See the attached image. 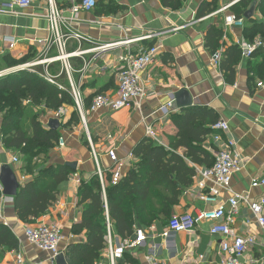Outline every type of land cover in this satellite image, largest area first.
I'll list each match as a JSON object with an SVG mask.
<instances>
[{
	"label": "crops",
	"instance_id": "obj_1",
	"mask_svg": "<svg viewBox=\"0 0 264 264\" xmlns=\"http://www.w3.org/2000/svg\"><path fill=\"white\" fill-rule=\"evenodd\" d=\"M32 1V6L20 14L0 12L1 72L9 70L4 65L6 56L21 58L31 53L33 56L30 61L43 57L44 45L40 40L50 36L49 24L44 16L48 2ZM55 1L68 18L72 17L71 8L81 2ZM238 1L184 0L181 7L173 9L166 6L163 0H98L94 10H81L72 19V29L93 41L80 43L74 38L68 41L69 52L87 50L83 56L70 59L72 81L80 87L85 101L87 128L82 123L73 121L75 107L64 106L66 112L60 118L56 112L47 111L46 115H41V122L49 129L50 120L58 119V130L65 139V146L61 147L58 143L45 160L36 158L39 164L34 163L36 172L52 164L78 163L76 173L60 185L54 205L46 215L37 220L61 225L64 235L61 243L63 250L73 242L85 240V231L81 234L72 231L73 225L82 220L83 207L79 205L81 179L89 181L100 171L102 175L103 172H113L114 163L108 154L111 149L116 150L122 173L125 174L135 163L133 150L148 136V127H152L159 142L168 144L169 137L176 135L177 128L171 115H164L162 107L173 100L175 112H180L183 108L177 106L175 94L181 89L191 94V106L212 108L217 113L218 121L228 122L229 129L223 133L224 139L234 142L232 152L234 155L238 154L243 163L234 173L231 191H223L217 204H208L202 200L206 190L199 187L196 173L193 183L184 189L179 204L174 206L172 218L218 206H223L228 211L231 208L228 200L234 193H248L254 200L264 195V186L253 185L254 180L264 178V88L257 87V81L264 78V48L257 49L252 57L240 55L233 80H228L220 65L213 62L214 54L218 51H223L224 59L226 50L235 46L240 48V42H251L261 36L258 34L252 38L245 32L247 21L243 28L226 26L225 18L232 13L231 7ZM205 2H214L217 7L212 13L201 16L199 11ZM231 3L233 4L226 8ZM252 19L263 21L264 16L256 8ZM213 25L224 31L220 45L214 52L206 44L207 29ZM151 34L156 35L145 38ZM8 37L16 40L13 48L6 41ZM122 40H131L128 46L134 52H140L154 44L161 46L157 61L141 74L148 96L139 107L132 102L119 110L91 112V103L97 93H117L119 58L126 51L101 53L94 48ZM50 71L58 76L57 79L60 78L61 85L71 90L69 76L61 62L52 65ZM215 133L217 132L214 131L204 140V146L214 157L222 144L214 139ZM180 151L184 152L183 149ZM15 154L18 155L16 151L6 149L0 140L1 167L10 164L22 184L34 174L26 168L24 161L21 160L18 165L11 162L12 155ZM204 167L207 166L196 167V170ZM3 209L6 225L18 237L20 246L17 250L6 252H2L0 248V264H16V252L24 255L26 264H56L51 260L49 252L27 241L25 229L32 224L19 219L13 196H8L3 202ZM252 220L249 208L240 204L239 215L234 224L236 231L240 235L252 233L258 237V245L248 256L259 255L264 250V232ZM169 223L170 218H159L151 225L137 222L135 231L144 228L148 238L140 247L126 251L124 260L129 259L131 264H150L148 257L151 256L168 264H222L220 249L223 238L210 233L211 222H201L193 231L176 233L170 231ZM113 232L114 243L120 244L123 238L114 230ZM131 237H135V232ZM98 264H111L105 250Z\"/></svg>",
	"mask_w": 264,
	"mask_h": 264
},
{
	"label": "trees",
	"instance_id": "obj_2",
	"mask_svg": "<svg viewBox=\"0 0 264 264\" xmlns=\"http://www.w3.org/2000/svg\"><path fill=\"white\" fill-rule=\"evenodd\" d=\"M255 1L264 16V0H239L232 5V13L237 17L245 16ZM163 2L177 9L184 0ZM216 7L214 2H205L199 15L212 13ZM246 21L245 32L252 38L261 34L264 42V22ZM223 34V29L215 25L207 29L206 44L213 52L218 49ZM241 54L238 46L226 50L220 67L228 80L235 77V65ZM32 56L31 53L21 58L6 56L4 65L10 71L0 75V140L6 149L22 155L26 168L34 174L21 184L14 197L17 215L27 224H34L48 213L57 200L60 185L76 173L64 163L34 171L35 164H39L36 158H46L62 135L59 130L45 128L36 114L25 128L21 125L24 113L29 106L57 112L64 106L76 108V104L70 88L61 85L60 78L51 81L43 66L19 67L31 62ZM171 120L177 128L176 135L169 137L168 144L150 136L142 139L133 150L135 163L118 183L112 182V171L110 174L103 172L104 181L98 173L89 181L81 179L79 205L83 207L82 220L73 225L72 231L75 234L85 231V240L68 245L65 250L68 264H98L102 259L107 246V214L113 230L123 239L134 235L137 222L151 225L159 218L171 220L173 208L179 204L184 189L194 181L196 167L214 164L215 157L204 146V140L214 132L217 113L207 106L194 105L172 113ZM73 121L81 122L77 108ZM19 246L20 241L13 230L1 223V251L17 250Z\"/></svg>",
	"mask_w": 264,
	"mask_h": 264
},
{
	"label": "built area",
	"instance_id": "obj_3",
	"mask_svg": "<svg viewBox=\"0 0 264 264\" xmlns=\"http://www.w3.org/2000/svg\"><path fill=\"white\" fill-rule=\"evenodd\" d=\"M238 1V0H236ZM0 12L7 14H20L23 10L32 6V0H0ZM48 9L45 17L48 21V30L50 36L40 40L44 45L43 57L23 64L19 67H35L43 66L46 76L53 82L57 79V75L52 74L50 67L57 62H61L62 68L68 74L71 84V93L74 97L76 108L79 111L85 127V101L80 87L72 81V64L71 57L83 56L87 50L68 51V41L72 38L78 42L83 41L93 42L88 36L74 31L71 27L72 19L76 18L81 10L91 11L97 6L98 0H81L78 4L71 8L72 17L65 16L63 9L59 8L55 0H47ZM234 3V2H233ZM231 3L226 8L230 7ZM225 8V9H226ZM246 19L237 17L236 14L230 13L225 18V24L228 27L243 28ZM264 22V20H263ZM156 35V34H155ZM154 34L148 35L145 38H152ZM10 48L16 44L14 38H6ZM131 40H122L108 44H101L94 49L101 53H107L112 50H126L119 58L120 65L118 67L116 82L117 93H98L94 96L90 111L97 112L103 109L119 110L134 102L136 106H140L142 101L148 96L147 89L142 80V72L152 66L161 54V46L154 44L145 48L140 52H134L128 45ZM264 45L261 36L256 37L253 41L240 42L239 46L244 57H252L257 49ZM223 51L220 50L214 54L213 62L220 65ZM10 70H7L8 72ZM6 72H0V75ZM258 88H264V78L257 81ZM66 112L65 107L60 108L56 115L60 118ZM164 115H171L175 112L174 101L168 102L162 107ZM87 128V127H86ZM214 139L222 143L215 152L214 164L210 167L198 168V185L206 190L202 195V200L208 204H217L220 195L223 191H231V184L234 173L237 172L243 163V159L238 154H233L232 140L224 139L223 133L229 129L228 122L218 121L213 125ZM148 136L153 137L158 141L152 127H148ZM159 142V141H158ZM161 143V142H160ZM59 146H65L63 137L59 140ZM109 157L114 163L112 182L118 183L122 178L121 161L115 149L109 151ZM11 162L20 164L21 158L19 155H12ZM1 168V164H0ZM100 178L103 180L102 172H99ZM254 186H264V178L253 181ZM4 187L0 181V224H6V218L3 209V202L8 196L3 193ZM230 209L227 211L223 206H218L210 210L200 211L195 214H184L175 216L170 220L169 227L171 232L193 231L201 222H211L210 233L220 235L223 240L221 242L220 254L222 256V264H264V250L259 255L250 254V252L258 245V237L255 234L247 233L240 235L236 231L234 224L239 215L240 204H245L255 222L256 226L264 232V195L257 200L252 199L248 193H234L228 200ZM107 234L105 236L107 246L105 252L111 264H131L124 260L126 251L140 247L148 238L144 228H138L135 231V237H128L122 240L120 244L114 243V232L112 221L107 214ZM249 222V221H248ZM170 234V233H169ZM25 237L28 242L37 248L47 251L51 254V260L60 253L64 252L61 248V243L64 239L63 229L60 224L37 221L25 229ZM150 264H168L167 262L159 261L154 257H148ZM16 264H26L24 255L21 252H16Z\"/></svg>",
	"mask_w": 264,
	"mask_h": 264
},
{
	"label": "water",
	"instance_id": "obj_4",
	"mask_svg": "<svg viewBox=\"0 0 264 264\" xmlns=\"http://www.w3.org/2000/svg\"><path fill=\"white\" fill-rule=\"evenodd\" d=\"M257 8V1L253 2L251 8L246 12L245 17L249 20L252 19ZM176 104L180 108L189 107L192 105V96L191 94L185 90L181 89L175 94ZM49 127L54 130H58L60 127V121L58 119H51L49 123ZM68 166L73 169H77V162H67ZM0 181L3 184L4 191L3 193L7 196L15 197L19 191L21 183L18 180L17 174L15 170L12 168L10 164H4L1 167L0 171ZM56 264H68L66 260L65 253L62 252L55 258Z\"/></svg>",
	"mask_w": 264,
	"mask_h": 264
},
{
	"label": "rangeland",
	"instance_id": "obj_5",
	"mask_svg": "<svg viewBox=\"0 0 264 264\" xmlns=\"http://www.w3.org/2000/svg\"><path fill=\"white\" fill-rule=\"evenodd\" d=\"M6 72V71H4ZM48 112L46 110L43 109V107H33V106H29V108L26 110V112L24 113L23 117H22V121H21V125H23L25 128L28 127L29 122H30V118L33 115H38L39 118H41V115H46ZM1 118V117H0ZM82 125L84 126V122L81 119ZM86 136V134H85ZM21 160L23 161V156L20 155ZM45 160V157H42ZM42 159V160H43Z\"/></svg>",
	"mask_w": 264,
	"mask_h": 264
}]
</instances>
